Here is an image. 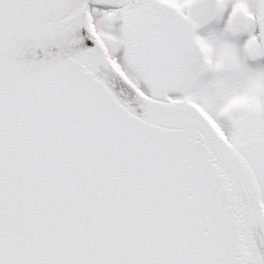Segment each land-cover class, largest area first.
Masks as SVG:
<instances>
[{"label":"snow or ice","instance_id":"obj_1","mask_svg":"<svg viewBox=\"0 0 264 264\" xmlns=\"http://www.w3.org/2000/svg\"><path fill=\"white\" fill-rule=\"evenodd\" d=\"M0 264H264V0H0Z\"/></svg>","mask_w":264,"mask_h":264}]
</instances>
